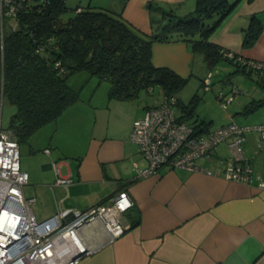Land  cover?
<instances>
[{
	"label": "crops",
	"instance_id": "crops-1",
	"mask_svg": "<svg viewBox=\"0 0 264 264\" xmlns=\"http://www.w3.org/2000/svg\"><path fill=\"white\" fill-rule=\"evenodd\" d=\"M90 1L94 6L120 14L132 27L146 34L153 30L152 21L158 20L147 3L171 7L181 16L189 13L195 3V0ZM252 15L259 20L262 30L253 45L244 46V28ZM209 39L244 60L264 62V0H239ZM151 51L155 66L170 68L185 78L197 73L203 87L202 79L210 70L205 75L199 74L205 63L203 57L192 53L186 42L155 41ZM196 58L200 63L195 64ZM224 61L236 69L233 62ZM224 69L229 71L227 67ZM261 75L264 79V74ZM250 77L257 79L260 75L252 72ZM222 79L226 81V74ZM232 86L238 92L229 109L225 108L221 114L215 106L210 110L197 109L192 118L196 123L201 120L209 123L204 131L230 121L246 127L244 156L251 163L254 176L264 180V137L252 128L264 124V104L245 111L251 101L264 99V83L240 82L242 87L232 83L228 90ZM158 89L153 101L148 98L139 101L140 91L131 98H112L95 105L78 101L56 121L43 125L45 140L31 141L28 149L23 150L24 165L30 167V171L24 169L28 174L24 195L35 198L34 205L37 204L43 221L58 206L85 210L121 190L128 192L133 205L120 217L124 233L108 242L109 233L100 219L82 225L80 237L96 250L81 257L77 264H264V188L256 182L248 185L226 180L217 171L220 161L229 156L227 141L220 143L209 158L200 159L202 165L217 171L213 175L165 167L146 176L137 174L136 166L144 167L147 162L129 134L133 120L162 100L163 94ZM216 91L213 94L217 98ZM206 100L215 104L209 95ZM120 109L130 111L122 117ZM177 112L181 116L180 108ZM55 163L61 175L71 173L73 181L66 188L54 185ZM32 212L36 219L33 208Z\"/></svg>",
	"mask_w": 264,
	"mask_h": 264
},
{
	"label": "trees",
	"instance_id": "trees-1",
	"mask_svg": "<svg viewBox=\"0 0 264 264\" xmlns=\"http://www.w3.org/2000/svg\"><path fill=\"white\" fill-rule=\"evenodd\" d=\"M239 0H195L194 8L184 16L171 7L152 2L147 8L159 14L152 21L150 34L142 33L106 8L87 0L76 5L66 21L59 17L67 10V0H47L39 7L25 10L16 18V28L5 33L0 44V78L4 99L15 106L8 128L18 142L26 140L48 122H54L79 100V91L67 82L73 72L85 70L98 82L109 83V98H131L141 89L158 86L163 94L175 95L187 82L167 67L152 63L155 41H184L194 54H200L211 70L219 61L228 60L247 76L256 69L228 58L209 36ZM262 27L255 15L244 28V46L258 39ZM254 78L262 85L264 79ZM264 104V99L245 106L249 112ZM179 105V103H178ZM180 118L195 114V104L181 105ZM193 120L195 133L209 124Z\"/></svg>",
	"mask_w": 264,
	"mask_h": 264
},
{
	"label": "built area",
	"instance_id": "built-area-1",
	"mask_svg": "<svg viewBox=\"0 0 264 264\" xmlns=\"http://www.w3.org/2000/svg\"><path fill=\"white\" fill-rule=\"evenodd\" d=\"M46 1L0 0V44L5 33L16 28L15 20L21 12L37 8ZM224 54L264 74V62L247 61L229 51ZM212 75L209 71L202 79L205 90L211 88ZM237 92L235 86L228 91L219 90L216 96L220 106L225 108ZM3 102L0 78V264H77L81 257L96 250L79 235L80 227L95 219L103 222L109 233L108 242L121 236L125 231L121 214L133 205L126 190L85 210L58 206L50 218L43 221L34 218L35 198L23 193L28 174L20 167L19 142L10 128L2 126ZM177 106V97L166 95L158 105L147 108L143 116L133 120L130 140L147 162L144 167L136 166L139 176L156 173L161 167L208 175L218 171L226 180L248 185L256 182L258 187L264 188V180L254 176L251 163L243 153L246 127L230 121L195 133L193 123L180 118ZM252 128L264 137V124ZM224 141H227L229 156L220 161L217 171L202 165L200 159L209 158ZM53 168L54 185L66 188L72 183L71 173L61 175L56 163Z\"/></svg>",
	"mask_w": 264,
	"mask_h": 264
},
{
	"label": "rangeland",
	"instance_id": "rangeland-1",
	"mask_svg": "<svg viewBox=\"0 0 264 264\" xmlns=\"http://www.w3.org/2000/svg\"><path fill=\"white\" fill-rule=\"evenodd\" d=\"M81 5L84 6L87 4V0H67V10L61 14L59 17L60 22L66 21L70 16L74 14L73 8L76 5ZM154 13V12H153ZM157 17H159V14L157 13ZM200 63L198 61V58L195 60V64ZM202 65V64H201ZM227 67L228 70L224 69ZM233 67V69H232ZM207 66L204 63L202 65V68L200 70V73H203L205 75L207 71ZM210 71H212L213 77H212V84H211V89L212 90H204L202 86L199 85V75L197 73H194L191 77L187 78V82L184 85V87L179 90L175 96L180 100L181 105H189L190 102H194L195 104V110H210L212 107H216L217 111L221 114L224 112L225 108H230L231 102L227 103L225 108H222L220 106V102L217 100V98L213 94V90H224L228 91L229 86L234 83L238 84L240 86V82L245 83H250L253 84L255 83V79L253 77L245 76L241 71L235 70V67L229 64L228 62H225L224 60L218 62ZM226 74V81L222 79V76ZM68 84L72 86L73 88L77 89L79 91L80 98L78 101H83L85 103H90V105H95L98 103H107L109 100L112 98H109L108 96V90H109V83L105 80L98 82V78L95 76H90L85 70H80L77 72H73L70 74L67 78ZM242 87V86H240ZM158 86H155L154 90L152 91H147L146 89H141L140 90V96H139V101L141 99H146L148 98L150 101H153L155 99V96L158 94ZM216 91V92H217ZM207 95H209L213 101H215V104H211L207 99ZM237 95V94H236ZM235 97V96H234ZM76 101V102H78ZM180 108V105L176 107V110ZM107 109V108H106ZM130 109V108H129ZM15 111V106L11 104L7 99H4L3 102V108H2V126L3 127H8L10 117ZM106 111V110H105ZM130 110H123L120 109L119 113L122 117H125L126 114L129 113ZM177 112V111H176ZM178 113V112H177ZM195 115V114H194ZM192 117H188L187 120H191L192 122ZM52 123V122H48ZM43 127L38 128L36 131H34L26 140H23L19 143V161H20V167L22 170L26 169L30 171V167L28 165H24V160L26 158V155H23V150L28 149V145L30 146L31 141L35 142H42L45 140L44 136V130H42ZM39 148V147H35ZM41 150V148L37 149ZM37 204L33 205V211L35 214V217L38 221L42 219L39 215V211Z\"/></svg>",
	"mask_w": 264,
	"mask_h": 264
}]
</instances>
